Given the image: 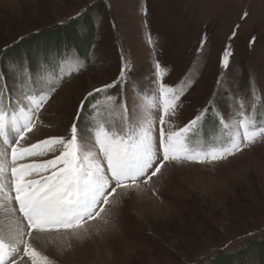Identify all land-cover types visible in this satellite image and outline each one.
<instances>
[{"label":"rangeland","instance_id":"374dc122","mask_svg":"<svg viewBox=\"0 0 264 264\" xmlns=\"http://www.w3.org/2000/svg\"><path fill=\"white\" fill-rule=\"evenodd\" d=\"M85 7L94 37L85 15L60 23ZM59 26L64 30L57 31ZM70 32L76 33L77 44L63 41ZM22 36L25 41L10 47L4 62L65 47L79 54L87 36L90 40L85 66L52 94L28 143L65 135L85 93L119 76L122 55L132 66L128 84L109 94L126 97L130 110L137 106L134 101L139 103L138 94H152L154 61L166 69L165 82L172 86L185 80L193 61H199L183 106L170 120L176 127L184 126L209 100L228 116L227 93L217 85L226 46L232 51L230 67L224 70L231 93H245L250 76L264 93V0H0V49ZM25 44L28 49H23ZM59 71L53 61L41 75L54 83ZM160 115L152 111L157 135ZM210 123L193 136L194 142L217 146L219 126L213 132ZM47 158L52 154L36 159ZM140 184L120 197L108 225L90 222L89 234L80 239L57 234L48 255L56 264H212L217 252L248 250L251 242L264 238V142L218 162H165L147 185ZM257 245L259 250L251 249L239 264H264V243Z\"/></svg>","mask_w":264,"mask_h":264},{"label":"snow or ice","instance_id":"6c2138e0","mask_svg":"<svg viewBox=\"0 0 264 264\" xmlns=\"http://www.w3.org/2000/svg\"><path fill=\"white\" fill-rule=\"evenodd\" d=\"M87 11L85 7L60 23L75 22ZM24 39L19 37L0 49V264H56L47 254L52 237L63 233L80 239L89 234L90 222L108 225L120 197L140 189L141 181L147 185L165 162H218L264 142V93L256 87L254 76L245 93H231L224 70L230 67L232 51L226 46L217 85L227 93V117L209 100L184 126L171 125L194 82L198 60L177 86L165 82L166 69L154 61L149 80L152 94H138L139 103L134 101L137 106L130 110L126 97L109 94L128 84L132 66L122 55L119 76L85 93L65 135L28 143L38 122L42 123L41 110L63 80L85 66L89 54L81 59L75 49L65 47L4 62L8 49ZM206 40V36L201 39L198 54ZM148 41L154 43L150 35ZM53 61L60 70L54 83L41 75ZM86 108L88 127L81 130L78 121ZM153 110L161 112L158 135ZM209 114L219 126L215 147L193 141ZM49 154L52 158L36 159Z\"/></svg>","mask_w":264,"mask_h":264},{"label":"trees","instance_id":"16d2710c","mask_svg":"<svg viewBox=\"0 0 264 264\" xmlns=\"http://www.w3.org/2000/svg\"><path fill=\"white\" fill-rule=\"evenodd\" d=\"M89 16V14H85V21H87L88 22V17ZM86 26H88V28H90V32L91 33H93V35L92 34H90V35H92V37H94V30L92 31V29H91V26H90V22H88L87 24H86ZM62 31V30H64V28H62V27H60L59 26V28H57V31ZM65 38H63V41L65 40V41H71V43L72 44H74V43H76V41H77V35H76V33L75 32H70V33H67V34H65V36H64ZM87 39H88V41H87V44L84 46V48H83V51H82V53H79L81 56H82V58L86 55V54H88V50H89V47H90V45H89V36H87L86 37ZM25 40H23V41H19L17 44H21L22 42H24ZM4 42V41H3ZM77 44V43H76ZM26 45V44H25ZM89 45V46H88ZM29 48V46H25V48H23V49H28ZM34 52L30 55V56H34ZM88 61V60H87ZM74 75L72 74L71 76H70V78L71 77H73ZM69 79V77H66L64 80H63V82L64 81H66V80H68ZM113 90V89H112ZM117 90H119V88H117L115 91H117ZM88 115H89V112H88V109L86 108L85 109V113H84V115H82L81 117H80V119H79V121H78V127L79 128H83L84 129V126H86V129H87V127H88V124H87V117H88ZM209 115H211V114H209ZM82 117H86V119H85V121H84V123H83V120H82ZM209 117H211V116H209ZM208 117V119L206 120V121H210L211 123H210V128H212V130H213V132H215L216 131V122L213 120V118L211 117V119ZM75 119H76V117H75ZM210 119V120H209ZM205 121V122H206ZM83 123V124H82ZM215 126V127H214ZM257 243H264V238H262V240H258V241H256ZM255 241L254 242H251L252 244H250V246L248 247V250L247 249H242V250H240V251H236V252H234V253H232V252H228L227 254H225L224 252H222L223 250H221V252H217V257L214 259V260H212V264H239V261L241 260V259H243L242 257L243 256H245V257H247V255H248V253H249V251H251V249H255L256 251H257V249L259 250V246L257 245V243H256Z\"/></svg>","mask_w":264,"mask_h":264},{"label":"bare ground","instance_id":"6f19581e","mask_svg":"<svg viewBox=\"0 0 264 264\" xmlns=\"http://www.w3.org/2000/svg\"><path fill=\"white\" fill-rule=\"evenodd\" d=\"M53 248H52V246L50 245V247L47 249V254H50L49 253V251H51ZM82 259H85V257H84V254H82ZM57 259V258H56Z\"/></svg>","mask_w":264,"mask_h":264}]
</instances>
